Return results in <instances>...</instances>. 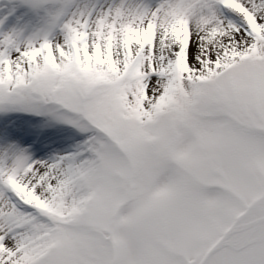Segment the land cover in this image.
Listing matches in <instances>:
<instances>
[{"label": "snow or ice", "instance_id": "6c2138e0", "mask_svg": "<svg viewBox=\"0 0 264 264\" xmlns=\"http://www.w3.org/2000/svg\"><path fill=\"white\" fill-rule=\"evenodd\" d=\"M0 264H264V0H0Z\"/></svg>", "mask_w": 264, "mask_h": 264}]
</instances>
